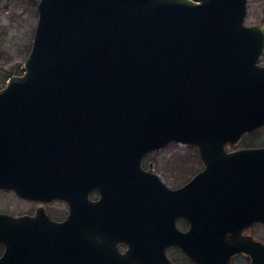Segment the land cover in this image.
Segmentation results:
<instances>
[{
    "label": "water",
    "instance_id": "1",
    "mask_svg": "<svg viewBox=\"0 0 264 264\" xmlns=\"http://www.w3.org/2000/svg\"><path fill=\"white\" fill-rule=\"evenodd\" d=\"M37 8L23 71L0 87V188L69 198L64 181L73 178L76 202L62 221L42 206L0 210V264H104L92 255L83 208L90 165L142 170V157L170 141L196 147L204 162L177 187L152 173L176 217L207 204L211 241L221 221L224 238L264 222V145L227 150L264 124V23L246 22L248 0H39ZM141 181L139 194L152 196ZM221 194L234 199L223 213ZM191 222L183 231L172 220L170 241L198 259L187 239L201 224ZM239 250L264 264L253 238L216 254L229 260Z\"/></svg>",
    "mask_w": 264,
    "mask_h": 264
},
{
    "label": "flooded vegetation",
    "instance_id": "2",
    "mask_svg": "<svg viewBox=\"0 0 264 264\" xmlns=\"http://www.w3.org/2000/svg\"><path fill=\"white\" fill-rule=\"evenodd\" d=\"M255 145L262 144L245 143L240 146L228 144L227 150ZM147 154L141 160L142 170H139V163L90 165L91 177L86 193L88 203L83 208L87 209V231L92 255L102 260L104 264H254L251 254L246 250L233 252L229 260L216 252L237 239L245 243L253 238L264 244V238L256 234L258 227L264 229V222L253 221L236 231L229 229L224 238L223 222L219 221L217 231L219 238L209 240L207 204H193L189 214H179L176 217L174 210H171L172 198L164 196L162 199L164 203H160V190L154 188L155 182L151 177L152 173H155L167 186H181L204 167V162L202 161L203 166L192 176L180 183L171 184L155 169L152 161L146 160ZM139 175L142 185L146 187L145 193H152V196L144 197L139 194ZM64 182L69 186L70 199L64 197L50 200L28 199L19 196L14 190L0 188V191H7L29 203L27 208L19 211L1 210L13 214H34L42 206L53 219L65 220L76 202V194L74 179L68 178ZM231 199L234 200L230 195L224 197L221 194L219 210L230 209ZM191 218L198 219L201 224L200 231L187 239L195 249L200 250L198 259L180 245L170 241L171 237H175V231L170 227L172 220L185 231L191 227Z\"/></svg>",
    "mask_w": 264,
    "mask_h": 264
},
{
    "label": "rangeland",
    "instance_id": "3",
    "mask_svg": "<svg viewBox=\"0 0 264 264\" xmlns=\"http://www.w3.org/2000/svg\"><path fill=\"white\" fill-rule=\"evenodd\" d=\"M38 1L0 0V87L6 84L12 73L22 72L37 24ZM246 22L264 23V0H248ZM261 62L264 63V56ZM245 143L264 145V124L246 132L231 145ZM146 160L152 161L155 169L171 184L184 181L203 166L198 149L179 141H170L162 148L149 152ZM28 205L27 201L7 191H0V210L19 211ZM256 234L264 238V229L258 227ZM3 248L0 244V253Z\"/></svg>",
    "mask_w": 264,
    "mask_h": 264
},
{
    "label": "trees",
    "instance_id": "4",
    "mask_svg": "<svg viewBox=\"0 0 264 264\" xmlns=\"http://www.w3.org/2000/svg\"><path fill=\"white\" fill-rule=\"evenodd\" d=\"M35 1V0H34ZM22 71H23V69H22ZM13 74V73H12ZM1 254V253H0Z\"/></svg>",
    "mask_w": 264,
    "mask_h": 264
}]
</instances>
